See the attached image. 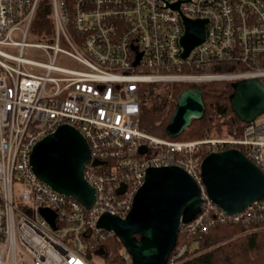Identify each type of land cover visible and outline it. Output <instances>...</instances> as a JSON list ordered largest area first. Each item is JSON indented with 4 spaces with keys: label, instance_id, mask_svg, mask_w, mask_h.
<instances>
[{
    "label": "built area",
    "instance_id": "obj_1",
    "mask_svg": "<svg viewBox=\"0 0 264 264\" xmlns=\"http://www.w3.org/2000/svg\"><path fill=\"white\" fill-rule=\"evenodd\" d=\"M43 1L0 0V264H94L97 243L115 235L98 225L101 215L126 217L147 170L162 165L184 168L203 191L201 211L181 220L179 231L264 222V197L229 213L211 200L202 177L205 148H238L264 172V113L245 121L240 137L179 140L142 130L139 102L145 82L264 83V0H49L54 32L47 41L31 29ZM185 17L207 19L205 40L187 57ZM213 63L237 69L199 72ZM64 124L90 147V208L31 164L35 145ZM43 209L55 213L54 224ZM187 250L184 243L167 264ZM124 257L133 264L127 251Z\"/></svg>",
    "mask_w": 264,
    "mask_h": 264
},
{
    "label": "water",
    "instance_id": "obj_2",
    "mask_svg": "<svg viewBox=\"0 0 264 264\" xmlns=\"http://www.w3.org/2000/svg\"><path fill=\"white\" fill-rule=\"evenodd\" d=\"M206 22L207 19L184 18L186 29L181 38L184 57L205 40ZM232 86L230 101L241 119L250 122L264 113V83L259 78L237 80ZM203 95L200 85L189 86L179 94L166 128L170 136H179L194 119L203 118L206 111ZM90 158L87 139L76 127L64 124L35 145L31 164L43 181L90 208L96 200L94 187L84 177ZM202 163L206 192L225 211L241 212L264 197V172L240 149L213 151ZM202 192L193 176L177 164L151 167L126 217L107 211L98 225L114 231L133 264H167L177 244L181 220L189 221L202 209L205 201ZM42 212L55 223L53 211Z\"/></svg>",
    "mask_w": 264,
    "mask_h": 264
},
{
    "label": "trees",
    "instance_id": "obj_3",
    "mask_svg": "<svg viewBox=\"0 0 264 264\" xmlns=\"http://www.w3.org/2000/svg\"><path fill=\"white\" fill-rule=\"evenodd\" d=\"M51 7L49 0L41 2L31 28L32 32L44 41L50 40L54 32ZM232 66L213 63L200 68L199 72H224L237 69V66ZM191 70L186 68L187 72ZM193 85L185 82L142 83L139 88L140 128L149 134L179 140L242 136L245 121L232 108L230 101L233 92L232 83L216 80L201 84L206 106L203 118L194 119L192 124L177 137L167 133L166 128L179 94ZM211 152L205 148L202 159L204 160ZM261 226L264 227V222L228 221L216 222L203 233L193 232L191 235L188 233L182 235L180 230L175 248L184 243L193 244V248H189L176 264H264V229ZM252 228L259 230H251ZM136 236L141 238L140 234ZM98 251L104 253L103 264H128L124 258V246L116 235H110L98 242L94 252L98 254Z\"/></svg>",
    "mask_w": 264,
    "mask_h": 264
},
{
    "label": "rangeland",
    "instance_id": "obj_4",
    "mask_svg": "<svg viewBox=\"0 0 264 264\" xmlns=\"http://www.w3.org/2000/svg\"><path fill=\"white\" fill-rule=\"evenodd\" d=\"M34 57H36V58H38V59H42V60H45L46 58H45V56H43V55H37L36 53H34ZM261 121V118H259L258 119V121ZM263 229H264V227L263 226H261ZM261 228V229H262ZM262 229V230H263ZM251 230H259L258 228H252ZM182 231V235H185L187 232L186 231H184V230H181ZM264 231V230H263ZM116 235V234H115ZM195 244V243H194ZM183 246V244H181V245H179L177 248H175L174 249V251L172 252V254H171V256H170V260H173V257H174V254H175V252L176 251H178L181 247ZM192 246V247H191ZM188 247L189 248H193V244H188ZM125 254H126V249L124 248V256H125ZM91 256H92V261H93V263L94 264H103V262H104V253H101V251H98V254L97 253H95V254H91ZM125 258V257H124Z\"/></svg>",
    "mask_w": 264,
    "mask_h": 264
}]
</instances>
